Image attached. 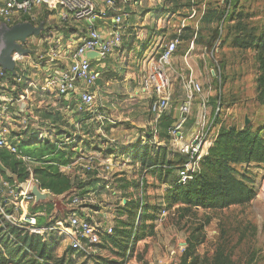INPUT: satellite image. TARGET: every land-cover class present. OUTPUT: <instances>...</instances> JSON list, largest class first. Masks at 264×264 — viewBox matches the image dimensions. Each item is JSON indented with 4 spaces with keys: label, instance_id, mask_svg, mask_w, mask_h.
<instances>
[{
    "label": "rangeland",
    "instance_id": "1",
    "mask_svg": "<svg viewBox=\"0 0 264 264\" xmlns=\"http://www.w3.org/2000/svg\"><path fill=\"white\" fill-rule=\"evenodd\" d=\"M136 1L138 10L131 9L130 5ZM116 6L128 13L122 47L101 60L102 64L95 60L92 67L99 72L95 83L100 86L95 98L97 111L102 109V104L115 106L119 116L118 121L114 115L118 121L115 126L126 129L123 130L125 135L119 140L113 127L106 129L98 123L95 126L88 124L89 127L85 128L89 133L83 140L85 145L87 143V150H83L81 145L84 143L80 141L65 146L72 157L87 151L99 154V164L106 156L112 158L113 169L109 176L113 181L112 188L88 190L87 185L82 184L79 191V194L84 191L83 196L86 197L84 207L97 211L91 212L90 220L104 222L114 228L112 235L117 244L111 242L101 246L100 257L123 264H264V165L235 166L237 173L249 177L255 190V197L247 204L223 209L181 203L171 205L167 191L175 180L176 172L165 177L166 181L157 179L137 161L138 150L134 151L140 140L125 143L129 138H126L127 130L142 132L146 128L137 126L151 120L146 100L140 99L135 108L134 102L127 99L139 86L147 65L170 41H176L174 56L177 61L171 64L175 69L170 76L175 100L170 102L167 114L178 122L180 137L153 138L147 144L151 155H163L164 161L172 165L182 164L186 158L181 150L182 144L187 143L189 133L197 131L194 117L201 108L200 97L195 96L188 119L183 121L178 117L177 105L184 99L183 80L188 75L201 84L203 95L208 100L206 109L209 117L212 118L217 103H220L214 119V131H219L221 125L242 127L248 118V125L264 132V105L257 100L259 78L264 73V50L234 47V35L241 32L234 29L237 26L234 16L229 19L232 13H242V22L247 23L248 29L255 28L259 33L264 29V0H116ZM222 13L224 15L220 18ZM39 22L36 20V25ZM42 23L45 29L28 37L30 51L25 75L41 76V66L57 36H63L65 41L75 34L73 44L82 36L81 31L74 30L77 22L61 23L56 13L42 18ZM119 101L123 102L120 106L117 105ZM60 104L65 110L64 103ZM37 106L32 103L33 110ZM14 107L15 114L9 116L8 121L18 119V106ZM131 108L133 110L129 111ZM58 115H61L57 117H62V122L58 121L56 129L69 131V126L64 127L66 116L61 111ZM99 142L111 150L106 152V156L91 149V144L100 145ZM114 143L119 147L118 152L112 147ZM77 144L81 148H77ZM99 147L104 148V145ZM95 176V171L82 174L90 182L103 181V177ZM72 183L79 185L76 179ZM47 203L52 205V209L44 222L51 228L41 240L55 242L54 258H63L64 262L72 260V264H95L94 259L90 261L71 251L68 236L60 231L66 227L68 212L79 207L68 206L66 197L46 200L43 205L47 207Z\"/></svg>",
    "mask_w": 264,
    "mask_h": 264
},
{
    "label": "built area",
    "instance_id": "2",
    "mask_svg": "<svg viewBox=\"0 0 264 264\" xmlns=\"http://www.w3.org/2000/svg\"><path fill=\"white\" fill-rule=\"evenodd\" d=\"M115 8L116 0H21L20 2L0 0V23L11 26L16 23L30 22L37 26L38 24L36 25L35 22L40 17L56 13L61 23L70 20L77 22L78 25L74 26V30L82 32V36L75 44L72 42L75 34H71V39L65 41L61 35L53 39L47 59L41 66L44 77L38 87L33 81H28L25 78L27 68L24 66L23 59L30 51L27 44L28 39L20 43L22 48L28 50V53L13 54L15 59L13 73L0 66V148L7 150L17 161L21 162L28 173L24 181L11 183L0 172V197L4 200V205L11 208V212L4 213L2 204H0V211L4 219L15 227L26 228L35 234H43L51 228L38 226L36 223V216L44 215V211L34 214L29 211L30 205L35 203V198L31 194L32 187L35 185L41 192L48 191L42 190L38 186V180L34 176V167L38 162L21 151L20 143L26 140L36 144L52 142L57 149H63L70 143H76L78 139V134H76L78 131L75 133L57 132V129L49 123H39L36 121L38 119H35V122L30 121L33 112L29 108L22 107L21 104L28 99L30 89L48 91L52 88L59 98L68 102L75 101L78 110L87 114L94 112L96 98L94 87L99 78V72L92 67V63L119 50L125 35V21L128 15L124 10H114ZM97 20H108L109 24L103 29H99L95 27ZM44 29L43 26L42 30ZM89 51L98 53L99 57L88 59L86 53ZM175 51L176 41H170L160 50L158 57L150 61L141 76V90L149 98V110L154 127L169 108L172 82L168 72ZM64 58L68 59L67 66L57 65ZM18 84H22L19 93H17L20 91ZM183 87L185 99L179 106L180 114L186 117L191 113L195 96L200 97L201 108L195 116L197 127L195 135L189 143L182 144L181 150L186 158L177 171L178 183H184L191 178V175L199 168V160L214 142L218 134V129L216 131L213 129L214 119L220 105L218 102L211 118L206 109L207 98L203 95L201 84L194 77L188 75L183 80ZM14 105L18 106L16 116L19 120L21 119L18 127L13 125V121H8V109ZM178 128L179 125L171 131V135L177 138L180 137ZM153 133L156 135L155 128H153ZM99 162V157L96 154L81 152L72 157L67 164L59 166V169L71 180H74L77 173L93 172L100 167L102 173H105L101 176L103 177L101 187L110 189L113 184L109 177L113 169L112 158L108 156L103 158L101 164ZM80 190V188L74 187L66 195L60 196L67 198L68 206L79 207L68 212L66 227H62L60 231L65 232L68 236L69 247L72 250L89 256L96 254L95 245L100 243L101 235L112 233V226L106 225L104 222L90 220L91 218L81 209L84 207L86 197L79 194ZM59 224L62 226L61 223Z\"/></svg>",
    "mask_w": 264,
    "mask_h": 264
},
{
    "label": "trees",
    "instance_id": "3",
    "mask_svg": "<svg viewBox=\"0 0 264 264\" xmlns=\"http://www.w3.org/2000/svg\"><path fill=\"white\" fill-rule=\"evenodd\" d=\"M232 14L229 19L234 16L237 25L234 29L241 32L240 35H234L233 46L242 49L256 47L264 50V29L259 33L255 28L248 29L247 23H243L241 20L242 13ZM223 15L224 13L220 18ZM42 18L44 17L39 18L40 22H42ZM184 38L187 37H182V39ZM18 86L19 89L22 88V84H18ZM257 100L261 105H264V73L259 78ZM177 125L176 119L164 113L155 124L158 138L170 137L171 131ZM85 132L89 133L87 128H85ZM148 136L151 138L153 134L150 132ZM147 144L136 145L134 152L138 150L136 152L137 161L148 168L151 175L164 181L170 173L176 172L175 180L172 181L170 189L167 191V200L171 205L181 203L201 208L223 209L231 205L247 204L255 197V190L250 185L251 180L246 175L237 173L235 166L251 163L264 165V132L259 128L253 129L250 125L242 127L221 125L214 142L199 160L198 170L184 183L177 182V171L181 164H168L164 161L163 155L157 153L154 156L151 155L147 150L149 146ZM76 146L77 148L82 146L83 150H87V143ZM90 146L91 149H96L104 153L105 156L106 152L111 151L106 147L102 148L93 144ZM19 148L24 154L33 157L38 162L34 167V176L42 190L48 191L54 196H61L69 193L74 187H82V183L74 186L72 180L59 169V166L67 164L72 159L71 152L67 151L65 147L57 149L52 142L36 144L26 140L20 143ZM0 162L14 177L8 178L2 173L9 182H22L27 178L28 173L21 162L17 161L7 150L1 148ZM83 194L84 191L80 192V195ZM43 202L45 201L31 204L29 211L32 214L44 211V215L36 216V223L38 226L50 227L51 225L44 222V218L51 212L52 205L47 203V208ZM0 204H5L1 197ZM3 210L6 214L11 212V208L5 205ZM113 230L114 228H112V232ZM46 233L47 231L43 234H35L26 228L15 227L4 219L0 211V264H72V260L64 262L63 258H54L55 242L47 243L41 240ZM112 234L101 235L102 242L100 239V243L95 245L96 254L88 256L70 249L85 259L90 261L94 259L95 264H123V262L107 261L100 257L99 248L101 246L111 242L117 244ZM125 254L124 251L122 256L124 257Z\"/></svg>",
    "mask_w": 264,
    "mask_h": 264
},
{
    "label": "crops",
    "instance_id": "4",
    "mask_svg": "<svg viewBox=\"0 0 264 264\" xmlns=\"http://www.w3.org/2000/svg\"><path fill=\"white\" fill-rule=\"evenodd\" d=\"M137 5H138V2L136 1L133 4H131L130 7H131V9L133 8L134 10H138L137 9L138 8ZM118 9H120V8L119 7L117 8V6H116V8L114 10H118ZM110 13H112V12H110ZM127 15H128V13H127ZM108 24H109L108 20L107 21H105V20H97L95 22V27L99 28V29H103ZM111 55L112 54H110L109 56H111ZM106 58H104V59H106ZM104 59H101V60L104 61ZM28 60H29V55H26L24 57V59H23L24 66H27L26 64L28 63ZM101 60H98V61L101 62ZM176 61H177V59L173 55L172 58H171V64H172V62L174 63ZM67 64H68V59L67 58H64L61 63H59V62L57 63V65H60L62 67L65 66V65L67 66ZM101 64H102V62H101ZM175 68H176V65H175ZM169 69L170 70H169L168 73L170 74V76H172L173 73L175 72V69L172 67V65L170 66ZM43 77H44L43 73L41 74V76H33V75L30 76L28 74L25 75V78L28 81L29 80L33 81V83L37 87L42 83ZM94 89H95V95H96L98 90L100 89V86L99 85H95ZM103 89H105V87H103ZM103 89H102V91L105 93L106 91L103 90ZM141 89L142 88H141V79H140L139 86L133 90V92H132L133 95H130L129 98L127 99L129 102H131V101L134 102L132 104L136 105L135 108H137L140 99L146 100L148 102V105L150 103L149 98L142 92ZM19 90L20 91H17V93L21 92V89H19ZM122 90L126 91V89H122ZM29 91H30V93H29L28 99L25 100L21 104V106L24 107V108H29L33 112L32 117L30 118L31 119L30 121H34L35 122V119H38L36 121H39V123H49L51 126H54L55 128H57L56 125L58 124V121L60 123L62 122V117H57V116H61V115H58V111H61V113H63L64 116H66V118H67V120H66L67 124H65L64 127L69 126L70 129H69V131H66L65 130L66 128L65 129L60 128L59 130H57V132H64V133L74 132L75 133V131H78V132H76V134H78L77 135L78 136L77 142H79V141L83 142V140L85 139V136H86L85 127L88 128V124H91L92 126H95L98 123V124L102 125L103 127H105L106 129L108 128V126L113 127L114 128V132L118 134V139L119 140H122L123 139L122 136L125 135L123 133V130L125 131L126 129L120 127L119 125L115 126L117 124V122L119 121V116H118V114H116L117 109H115L114 108L115 106L113 107V105L102 104L101 105L102 109H100V111H97L98 106L95 104L94 112L92 114H87L86 112L80 111V110L77 109V103L75 101H69L68 102V101L64 100L63 98H59L56 95V93L53 91L52 88H50L48 91H40L39 89L32 88ZM107 93H108V91H107ZM184 99H185V96H184ZM184 99H182V100H180L178 102V105H177L178 106V110H179V106L182 104ZM174 100L175 99L173 97V90H172V96H171L170 102L171 101L173 102ZM28 101H32V103H35L36 105L38 104V106H37L38 108L33 110L32 103H29ZM60 102L64 103V106H66L68 108L67 109L65 108V110H63V107L61 106ZM121 102L122 101H119V104L117 103V105L120 106ZM112 103L116 104L115 101H113ZM121 104H123V102ZM207 104H208V100H207L206 105ZM13 107L11 109L10 108L8 109V116H10V117H13V115L15 114V112H13V110H15V108H13ZM169 108H170V106H169ZM169 108H168V110H169ZM131 110H133V108H131L129 111H131ZM148 110H149V107H148ZM168 110H167V112H168ZM43 111L47 112L49 115H47ZM149 112H150V110H149ZM114 115H116V117L118 118V121H116L114 119ZM150 115H151V113H150ZM178 117L181 118V120L184 121V120L188 119L189 115L184 117L179 112V116ZM194 119H195V117H194ZM12 121L14 122L13 125L15 127H18L20 125V123H21V119L20 120L16 119V120H12ZM137 127L138 128H146V129H144L142 132H137L136 129L127 130L126 138H128V137L129 138H128V140L125 143L130 144V143L133 142V140L136 141L137 139H139L140 140L139 144H142V141H143V144H146V142L150 143L153 138L157 137V134L154 135V133H153V128H155V127H154V123L152 122V116H151V120H149L148 122H143V123H141L140 126H137ZM99 130H100V128H99ZM150 130H152V131H150ZM150 132L153 134V136L151 138H149V136H148V134H150ZM194 135H195L194 132L189 133L187 135V138H186L187 141L186 142L189 143ZM115 141H116V139H115ZM115 143H114V145H112V147H114V150L116 152L119 147ZM117 143H120V142H117ZM122 143H124V142H122ZM184 144H185V142H184ZM100 145H102V146L104 145V147H106V144L100 143ZM100 145H97V146H100ZM87 152H89V151H87ZM96 155L99 156V154H97V153H96ZM112 156H114V155H112ZM95 172H96V176L94 178H96V177L99 178V176H102V173H101L102 170H101L100 167L98 169H96ZM82 174H83L82 172H79V173L76 174L75 179L78 181V183H82L83 185L84 184L87 185L86 188H88V190H92L93 188H96L98 190L99 188H102L101 187L102 186V182L101 181H96V182L95 181H91L90 182V179H88L87 177L83 178ZM81 209H82V211L85 214H87V216L89 215L90 218H92V213H96L97 212V211H92L89 207L88 208L87 207H83Z\"/></svg>",
    "mask_w": 264,
    "mask_h": 264
},
{
    "label": "water",
    "instance_id": "5",
    "mask_svg": "<svg viewBox=\"0 0 264 264\" xmlns=\"http://www.w3.org/2000/svg\"><path fill=\"white\" fill-rule=\"evenodd\" d=\"M21 1V0H17ZM43 29V24L39 23L34 26L30 22H21L14 25H7L0 23V66L5 70L13 73L15 67V59L13 54L24 55L28 53L27 49L22 48L21 42H25L30 36L38 35ZM88 59H95L99 57V54L93 51L86 53ZM249 119L245 118L244 124L248 125ZM0 172L6 175L8 178H14L10 171L0 162ZM31 194L35 198V202L56 200L60 196H54L50 192H41L37 186H33Z\"/></svg>",
    "mask_w": 264,
    "mask_h": 264
}]
</instances>
